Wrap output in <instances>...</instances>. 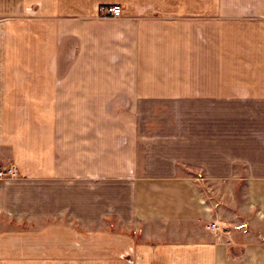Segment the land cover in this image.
Listing matches in <instances>:
<instances>
[{
    "label": "crops",
    "instance_id": "crops-1",
    "mask_svg": "<svg viewBox=\"0 0 264 264\" xmlns=\"http://www.w3.org/2000/svg\"><path fill=\"white\" fill-rule=\"evenodd\" d=\"M0 173V264H264V0H0Z\"/></svg>",
    "mask_w": 264,
    "mask_h": 264
},
{
    "label": "rangeland",
    "instance_id": "rangeland-1",
    "mask_svg": "<svg viewBox=\"0 0 264 264\" xmlns=\"http://www.w3.org/2000/svg\"><path fill=\"white\" fill-rule=\"evenodd\" d=\"M172 111L170 115L166 114L163 116H157V117H137L133 118L134 124H161V125H188V124H196V125H203L205 123V117L203 116H197V117H191L188 115L189 111ZM229 124H235L236 118L235 117H229L228 118ZM218 183L220 182H206V185L204 183V188L206 190L207 187L215 189V187H218ZM236 182H230V184H234ZM239 184H242V182H239ZM207 186V187H206ZM219 188V187H218ZM223 188V187H222Z\"/></svg>",
    "mask_w": 264,
    "mask_h": 264
},
{
    "label": "built area",
    "instance_id": "built-area-1",
    "mask_svg": "<svg viewBox=\"0 0 264 264\" xmlns=\"http://www.w3.org/2000/svg\"><path fill=\"white\" fill-rule=\"evenodd\" d=\"M122 8L118 5L104 6L100 8L99 17L102 19H118L122 16ZM0 176L2 174L0 173Z\"/></svg>",
    "mask_w": 264,
    "mask_h": 264
}]
</instances>
